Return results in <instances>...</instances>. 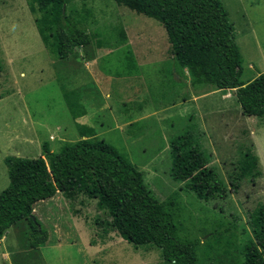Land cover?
Returning a JSON list of instances; mask_svg holds the SVG:
<instances>
[{
    "label": "rangeland",
    "instance_id": "obj_1",
    "mask_svg": "<svg viewBox=\"0 0 264 264\" xmlns=\"http://www.w3.org/2000/svg\"><path fill=\"white\" fill-rule=\"evenodd\" d=\"M220 1L247 82L264 73V0ZM63 16L85 28L91 43L61 60L40 31ZM189 77L165 28L115 0H0V193L9 185L7 157L36 159L45 146L59 153L97 138L143 173L151 196L171 210L178 237L199 240L197 264H243L241 252L254 240L251 215L264 204V118L245 116L235 90L208 95V87H189ZM77 92L84 114L75 119L67 99ZM186 134L230 190L226 197L199 200L172 179L170 143ZM246 161L255 169L235 193L230 179ZM59 196L34 206L48 244L31 248L20 221L0 244V264H167L159 249L97 228L96 201L78 193L70 205Z\"/></svg>",
    "mask_w": 264,
    "mask_h": 264
},
{
    "label": "trees",
    "instance_id": "obj_2",
    "mask_svg": "<svg viewBox=\"0 0 264 264\" xmlns=\"http://www.w3.org/2000/svg\"><path fill=\"white\" fill-rule=\"evenodd\" d=\"M41 1L54 6L67 2ZM115 1L155 18L165 28L176 61L189 71L195 84L235 90L245 116L264 118V73L249 82L242 81V56L228 12L220 0ZM64 16L55 26L46 24L40 31L47 44L53 38L50 45L61 60L91 43L87 30ZM75 94V99L74 94H69L72 98L67 102L77 119L84 112L80 95ZM94 134L91 131L90 135ZM170 146L174 181L186 182L199 200L224 198L229 194L230 190L209 166L210 160L193 134L174 139ZM45 153L36 159H5L9 185L0 193V241L12 226L23 221L29 226L31 248L44 246L49 236L33 213L36 203L60 192L73 205L78 193H82L96 201L100 214L95 225L106 234L114 232L135 246L157 248L167 264H197L195 248L199 240L178 237L171 210L151 196L143 173L114 147L97 138H88L64 146L59 153H51L45 146ZM242 166L243 172L230 179L231 191L235 193L239 181L248 174L246 171L255 169L247 161ZM250 224L254 240L241 252L243 264H264L263 203L253 211Z\"/></svg>",
    "mask_w": 264,
    "mask_h": 264
},
{
    "label": "crops",
    "instance_id": "obj_3",
    "mask_svg": "<svg viewBox=\"0 0 264 264\" xmlns=\"http://www.w3.org/2000/svg\"><path fill=\"white\" fill-rule=\"evenodd\" d=\"M185 71H186V73H187V75H189L190 77H189V80H188V86L189 87H191V88H195V89H198L199 87H208L209 88V90H210V92L208 93V95H211V89H213V87H211V86H203V85H198V84H195L194 83V80H193V78H192V76L190 75V73H189V71L187 70V69H185ZM261 73H259L258 75H256L255 77H252L250 80H248L247 82H249V81H251V80H253V79H255L256 77H258L259 75H260ZM221 91V93H223V91H225V90H218L217 92H220ZM228 91H231V90H228ZM190 97V96H189ZM241 108V107H240ZM242 111V110H241ZM255 118H257V117H255ZM60 192H58L54 197H52V198H50V199H47V201H49V202H52L53 200H55L56 198L58 199L60 196L59 195H61L62 193H60ZM46 200H44V202H45ZM41 202V201H40ZM39 203V202H38ZM33 213H34V215H35V213H37V212H35V207H34V211H33ZM7 233V232H6ZM5 237H6V235H5ZM4 237V238H5ZM4 238L0 241V244L3 242V240H4ZM49 240H50V236H49V238H48V241L46 242V244L44 245V246H46L47 244H48V242H49ZM44 246H42V247H44ZM42 247H40V248H42ZM39 248V249H40ZM38 249V250H39ZM6 256L8 257V254H6Z\"/></svg>",
    "mask_w": 264,
    "mask_h": 264
}]
</instances>
